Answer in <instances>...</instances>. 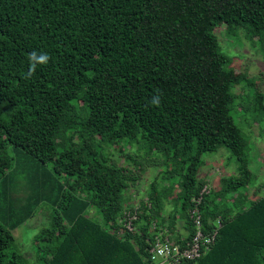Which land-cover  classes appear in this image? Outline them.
<instances>
[{
    "label": "trees",
    "instance_id": "1",
    "mask_svg": "<svg viewBox=\"0 0 264 264\" xmlns=\"http://www.w3.org/2000/svg\"><path fill=\"white\" fill-rule=\"evenodd\" d=\"M224 25L264 54V0H0V264H157L158 229L193 243L198 199L211 241L184 264H264V192L232 112L256 80ZM33 52L48 56L34 71ZM250 106L264 119V92ZM222 147L238 173L215 186L203 156ZM40 207L29 257L14 230Z\"/></svg>",
    "mask_w": 264,
    "mask_h": 264
},
{
    "label": "rangeland",
    "instance_id": "2",
    "mask_svg": "<svg viewBox=\"0 0 264 264\" xmlns=\"http://www.w3.org/2000/svg\"><path fill=\"white\" fill-rule=\"evenodd\" d=\"M222 48L233 57L232 66L238 71L245 74H249L251 79L256 80V83H242L236 84L233 87V92L237 95L235 105L232 108V112L236 118V122L243 128L250 146V162L249 168L257 175V181L252 187L259 186V194L264 192V188H261L264 183V119L254 120L253 108L250 106L253 101V95L260 90L264 92V54L257 49V44L248 37L247 34H235L231 33L226 26H221L216 29ZM245 33V31H244ZM257 81L259 82L257 84ZM230 152L227 147H222L215 152H207L203 158L206 160L201 168V172L206 173L209 180H212L213 185H220L221 175H235L238 173V162L233 158H229ZM159 170V167H153ZM154 170H148L145 175V180L142 187H136L129 191V195L135 197V201L138 202V195L146 189L152 178H155ZM139 190V191H138ZM254 188L250 190L253 193ZM255 192V191H254ZM19 196L22 193L17 192ZM171 199L175 196L174 193L168 194ZM171 205L167 206V212H174L178 206L177 200L173 199ZM23 202V201H22ZM49 225V218L47 216L44 207H40L33 212L30 219L25 221L22 225L14 230L16 236V242L19 248L27 253L29 250H33L34 237L43 229V227ZM178 231H185L184 221L178 220ZM167 229V228H165ZM177 233V232H176ZM185 233V232H184ZM28 254V253H27ZM30 257V255L28 254ZM31 264L33 261L31 259Z\"/></svg>",
    "mask_w": 264,
    "mask_h": 264
},
{
    "label": "built area",
    "instance_id": "3",
    "mask_svg": "<svg viewBox=\"0 0 264 264\" xmlns=\"http://www.w3.org/2000/svg\"><path fill=\"white\" fill-rule=\"evenodd\" d=\"M197 206L191 212L192 217L195 218V223L199 230L193 239V243H189L187 247L182 248L180 244L175 243L168 234L159 231L155 236V242H150L149 253L153 261L157 264H184L185 259H196L202 254V246L209 249L210 237L204 239L201 232V199L197 200ZM134 215H129V228L134 230L132 220ZM216 233V232H215Z\"/></svg>",
    "mask_w": 264,
    "mask_h": 264
},
{
    "label": "clouds",
    "instance_id": "4",
    "mask_svg": "<svg viewBox=\"0 0 264 264\" xmlns=\"http://www.w3.org/2000/svg\"><path fill=\"white\" fill-rule=\"evenodd\" d=\"M28 60L30 62L31 68L30 70L34 71L37 64H46L48 61V56L46 54H42L37 56L35 52L29 55Z\"/></svg>",
    "mask_w": 264,
    "mask_h": 264
}]
</instances>
